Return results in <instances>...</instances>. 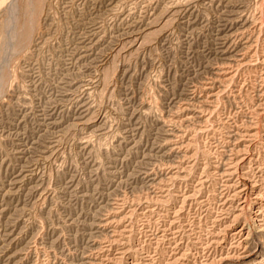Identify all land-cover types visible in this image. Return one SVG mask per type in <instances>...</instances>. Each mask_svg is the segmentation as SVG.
<instances>
[{
  "label": "rangeland",
  "instance_id": "1",
  "mask_svg": "<svg viewBox=\"0 0 264 264\" xmlns=\"http://www.w3.org/2000/svg\"><path fill=\"white\" fill-rule=\"evenodd\" d=\"M0 264H264V0H0Z\"/></svg>",
  "mask_w": 264,
  "mask_h": 264
}]
</instances>
